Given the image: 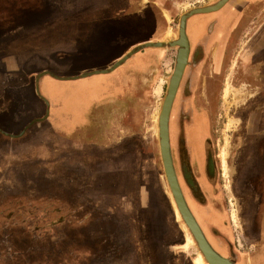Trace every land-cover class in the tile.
Instances as JSON below:
<instances>
[{
  "label": "rangeland",
  "instance_id": "1",
  "mask_svg": "<svg viewBox=\"0 0 264 264\" xmlns=\"http://www.w3.org/2000/svg\"><path fill=\"white\" fill-rule=\"evenodd\" d=\"M213 1L0 0V44L3 37L9 38L0 46L14 48L16 38L36 35L46 41L50 33L78 39L48 53L24 57L11 51L4 58L27 81L29 91L45 99L36 108L20 105L14 97L0 100V109H12L2 117L11 129L8 133H20H0V264H196L199 249L176 218L159 150L157 120L174 47L165 59L172 57L170 70L165 67L161 79L142 83L138 91L94 111L90 88L103 75L41 83L46 79L42 76L39 85L34 75L49 70L74 76L105 68L124 48L105 44L114 33L112 26L94 35L93 25L114 20L115 15L130 23L116 29L121 36L133 40L167 32L174 38L183 13ZM212 32L204 48L195 52L173 103L169 135L175 170L181 187L188 188L181 179L179 151L186 128L200 125L201 156L195 173L188 167L199 195L184 191L194 199L197 222L220 254L239 264H264V205L256 212L250 194L252 189L260 193L250 181L264 170L258 146L264 132L254 124L260 116L251 112L264 100L253 99L259 90L253 85L250 90L238 81L230 84L237 68L226 63L218 67L219 62L214 67L216 55L227 61L228 35L214 45ZM52 62L61 65L59 71ZM6 82L0 74V93L8 95L18 85L4 87ZM61 95L68 97L60 101L61 107L48 109L47 104L59 102ZM56 116L67 125L53 121ZM35 118L39 120L33 122ZM208 155L213 167L207 176Z\"/></svg>",
  "mask_w": 264,
  "mask_h": 264
},
{
  "label": "crops",
  "instance_id": "2",
  "mask_svg": "<svg viewBox=\"0 0 264 264\" xmlns=\"http://www.w3.org/2000/svg\"><path fill=\"white\" fill-rule=\"evenodd\" d=\"M125 19L126 18L123 17L118 18L117 15H115L114 20H109L105 21L106 23L103 22L98 25H93L94 29L92 32H94V35H96L95 32H99L100 28H104L105 25L112 26V28H114V33L107 37L105 44H110V47H112L113 45H119L124 48L121 50L123 51L121 54L112 57L108 61L107 66L103 68L109 69L115 62L120 61V63L112 70L101 73H92L84 77H75L77 75L58 76L57 74L53 73V71L44 70L34 75L35 82L39 85L42 81V76H45L46 79H44L41 83H46L49 80L70 81L101 74L103 76H101L100 79L90 88L92 92L91 94H93L92 96H90V103H93L94 105L93 108L90 109V111H94L99 106H103L105 104H113L122 97L127 96L130 92H133L135 90L138 91V88L142 83H147V81L149 82L152 79L153 82H155L158 77L162 76L161 73L165 67L167 68L165 69V71L168 73L171 67L172 57L169 56L166 63L165 59L166 55L168 54V50H170L172 46H169L167 43L169 41H172L173 39L167 36V32H164L163 35H159L157 37L155 36L153 38L139 39V37H137L133 40L130 37L121 36V34L115 31L116 29H120L122 27H129L130 23ZM191 20L192 22L196 21V23H192L191 25L189 24L190 31H188V33L195 30L196 27H199L200 31L198 36L204 37V44H207L208 42L206 41L207 36L203 35L204 29L207 25L211 23L213 28V32L211 34L212 44L220 45V41L224 40V37L227 35H229V37H235L233 41L235 48L234 51L231 52L233 54V63L231 65L242 69V71H238V74H243L242 83H261L263 81L262 78L264 77V0H228V2L220 9L212 11L211 13L196 15ZM50 34L51 39H48L46 41H39V37L38 35H36L34 38H16V40L13 42V44H15L14 48L13 45L11 47L9 44L8 45L10 47L6 45L4 47L0 46V74L4 76V78H8L9 81L8 83H4L3 86L11 87L12 85H18V87L14 88L16 90L9 92L8 95L5 93H0V100L8 98L10 99L14 97V99L20 105L26 104L28 108H36L39 107L40 104H44L45 98L42 101L41 97L36 94L34 90L29 91L27 81L21 79L14 68H11L7 64H5L4 58L6 57V55H8V52L10 53L11 51H17L20 54L24 55V57H28L30 53H48L50 50L52 51V49H54L55 47H62L66 44H69V42L73 40H78L72 36L60 38L59 33H57L54 37H52V33ZM89 37L87 36L83 38L84 41L89 39ZM3 38L5 40L3 42L4 44L9 42L7 40L9 39L8 36H5ZM28 39H34L36 41H33V43H29ZM190 40L193 41L192 37H190ZM146 42H163L164 44L159 46L145 45L140 47L136 51H133L135 47L142 45ZM3 43H1L0 45H2ZM171 50L169 51V53L172 52ZM218 51L220 50H217L216 52L218 53ZM216 56L217 57L214 63V67L216 66V62H219V57L218 55ZM17 61L18 60H16V62ZM46 64L48 65L49 63L47 62ZM52 65L56 66V71H59V69L61 68V65H57V63L52 62ZM17 66L18 64L16 63V67ZM64 66L65 65H63L62 68H64ZM69 66L66 65V68H68ZM167 66H169V68ZM82 73L78 75H81ZM58 77L70 78L59 79ZM258 77H260V80H252V78ZM64 98L68 97H63V95H61L59 97V102H53L52 104L50 102L49 104H47L48 109L51 107L54 109H57L58 107L60 108L61 102ZM15 108L17 107L15 106ZM11 112V108L8 109L5 107L0 109V133H2L3 135L7 134L9 137H18L20 133L16 135L8 133V130L11 129L6 127V122L3 123L2 117L5 115L12 114ZM253 113L254 115L256 113L260 116V121L255 122L254 124H259L260 130L264 132V104H261L259 108L255 107L254 111L251 112V115ZM62 115L65 116V114ZM55 119L56 120L53 121H56L57 124L67 125V123H65L64 121V118H62L61 116H56ZM37 120L39 119L35 118L32 121L34 122ZM17 123L18 121L14 122L12 125L16 126ZM2 139L3 138L0 137V140ZM258 146L260 147V150L262 152L260 164H263L264 166V140L260 141L258 143ZM250 182L252 183L251 187L257 186L254 191H260V193L256 192V195L255 193L253 194V189L250 191L251 198L257 203V207H255L256 203L254 204V209L257 212V209H260V207L264 205V170L263 172H261L259 177L254 178ZM253 196L255 199L253 198Z\"/></svg>",
  "mask_w": 264,
  "mask_h": 264
},
{
  "label": "water",
  "instance_id": "3",
  "mask_svg": "<svg viewBox=\"0 0 264 264\" xmlns=\"http://www.w3.org/2000/svg\"><path fill=\"white\" fill-rule=\"evenodd\" d=\"M226 1L227 0H219L218 2L212 5L195 7L181 15L180 21H179L178 37L177 39H174L167 43L169 46H174V45L178 46V49L176 53L174 69L169 78L166 93L162 101L161 111L159 114V136H160V146H161V157H162L163 167H164L165 174L167 176L169 186L171 188L172 194L177 203V207L184 221L186 222L187 226L192 232L198 244L199 249L202 251L205 258L210 264H237V263L221 255L219 252H217L212 247V245L207 240L203 230L201 229L199 223L197 222L194 215L191 213L189 207L187 206V203L185 202V199L181 193L179 184L177 182V178L173 170V166L171 162V153H170V148H169V143H168L167 129H168V119H169L170 109H171L176 91L178 89L181 77L183 75L184 68L188 60L189 43H188V40L185 34L186 18L194 13L209 12V11L217 10ZM163 44H164L163 42H146L142 45L135 47L133 51H136L137 49L145 45L159 46ZM119 63L120 61L115 62L112 65V67H110L109 69H98V70H94L90 72H84L81 75H77L75 77H84L92 73H101V72L110 71L114 67H116ZM58 78L68 79L70 77H58Z\"/></svg>",
  "mask_w": 264,
  "mask_h": 264
},
{
  "label": "flooded vegetation",
  "instance_id": "4",
  "mask_svg": "<svg viewBox=\"0 0 264 264\" xmlns=\"http://www.w3.org/2000/svg\"><path fill=\"white\" fill-rule=\"evenodd\" d=\"M219 0H216V1H213L211 2L210 4H207V5H212L216 2H218ZM228 2V0L221 6L223 7L226 3ZM207 5H204V6H207ZM198 7H201V6H198ZM220 7V8H221ZM219 8V9H220ZM215 11V10H214ZM187 12V11H186ZM212 11H209V12H201V13H194V14H191L190 16H188L186 18V21H185V34H186V37H187V40H188V43H189V54H188V60H187V64L184 68V71H183V75L181 77V80L182 78L184 79L186 76L185 74H188L187 73V70L191 64V60L193 59L194 55H196L195 52H197V50L199 51L200 49L204 48V37L203 36H198L199 33L196 35L194 33V36L191 34V32L188 33L189 31V24L191 25L192 23H196V21L192 22V18H194V16L196 15H201V14H207V13H211ZM181 17V16H180ZM191 20V21H190ZM180 21V19H179ZM178 31H179V26H178V29H177V35L176 37L172 38L173 40L174 39H177L178 37ZM199 31H200V28H199ZM210 31H213V28H212V23L207 25L204 29V34L205 36H209V32ZM191 34V37L193 39L190 40V35ZM234 38L233 36H230L228 35V56H227V61H224V60H220L219 61V66L218 67H223L224 66V63H226L227 67H233V68H237L236 70H234V74L233 76L231 77L230 79V84H233L235 83V81L237 82H240L242 83L243 82V78H242V75L243 74H238V71H242L241 68L239 67H234L233 65H231L233 63V54H230L232 51H234V44H233V41H234ZM208 39V38H207ZM206 39V41H207ZM174 47V50H175V55H174V65H175V59H176V53H177V49H178V46L174 45L172 46V48ZM174 65H173V69H174ZM173 69L171 70V73L168 75V82H169V78L173 72ZM181 80H180V83H181ZM214 80V79H213ZM215 80H219L218 76L215 77ZM253 81H258L260 80V77L258 78H252ZM262 82H254V83H246L245 86L247 85L249 87L250 90L253 89V87L255 88H259V90H257L255 92V97L253 98L254 100H260L261 103L262 101L264 100V77L262 78ZM180 83H179V86H178V89L180 87ZM218 84V83H217ZM168 85V83H167ZM253 85V87H252ZM234 87V86H233ZM184 88V87H183ZM214 88V87H213ZM246 88V87H245ZM167 89V88H166ZM178 89L176 91V94L178 92ZM217 89V88H216ZM216 91V90H215ZM222 91V90H221ZM220 91V93H221ZM225 91V90H224ZM229 93V92H228ZM176 94H175V97H176ZM218 94V93H217ZM217 94L216 93H213V95L217 98ZM249 96L252 95V93H248ZM213 96V97H214ZM175 97H174V100H175ZM174 100H173V103H174ZM214 100L216 99H212L211 100V105L214 104ZM246 100V99H245ZM249 100H252L251 97ZM248 101V100H247ZM173 103H172V106H171V109H170V113H169V119H168V139L170 140V135H169V123H170V116H171V111H172V107H173ZM162 104V103H161ZM209 104H210V101H209ZM243 104H245V106L247 105V102H244ZM251 107V104L249 105ZM247 108V107H246ZM245 108V109H246ZM202 128L200 125H197V124H191L189 125L187 128H186V133H185V138L183 137V149L181 148V152L179 151L180 153V166H181V179L183 181V186L187 185L188 188L186 187L185 188H182L181 187V183H180V180H179V177L177 176L176 174V171L177 169L175 170V163H174V159H173V150H172V144L170 143L169 141V147H170V152H171V158H172V162H173V168H174V171H175V174H176V177H177V180H178V184H179V187H180V190L182 191V194H183V197L190 209V211L192 212V214L194 215V211H195V206H194V203L192 201H194V199L192 201H190L187 197V194L186 190L190 191L189 193L193 194L194 196L196 195H199L198 194V188L193 185V183L191 182V170L188 168L189 166L192 167V170H193V173H195L196 169H195V166L197 168V161L200 159V156H201V153L199 151V148H198V140L199 138L201 137V134H202ZM182 139V138H181ZM171 144V145H170ZM181 145V140L179 142V146ZM190 154V157H189V154ZM187 154H188V157H187ZM205 165H206V173H207V176H208V173L210 175V170L212 169V164H211V159H210V155L207 156V159L205 161ZM183 175V176H182ZM185 183V185H184ZM190 194V195H191ZM197 197V196H196ZM202 204V207H204L203 203ZM195 219L197 220L196 216L194 215ZM183 219V218H182ZM190 231V230H189ZM191 233V232H190ZM192 235V234H191ZM196 242V241H195ZM210 243V242H209ZM211 244V243H210ZM212 245V244H211ZM212 247L214 248V246L212 245ZM215 249V248H214ZM221 255L231 259L232 261H234L235 263L239 264L237 261H235L234 259H232L231 257L229 256H226L224 254L221 253Z\"/></svg>",
  "mask_w": 264,
  "mask_h": 264
},
{
  "label": "bare ground",
  "instance_id": "5",
  "mask_svg": "<svg viewBox=\"0 0 264 264\" xmlns=\"http://www.w3.org/2000/svg\"><path fill=\"white\" fill-rule=\"evenodd\" d=\"M224 92H226V91H224ZM227 93V92H226ZM160 111H161V109H160ZM159 114H160V112H159ZM201 116V115H200ZM157 122H158V138H159V150H160V156H161V146H160V136H159V115H158V120H157ZM167 135H168V129H167ZM169 139H168V143H169ZM170 148V147H169ZM171 153V152H170ZM161 160H162V157H161ZM171 162H172V158H171ZM162 165H163V162H162ZM222 165H223V171H224V174H227V171H226V167L227 166H225V160H224V153H223V156H222ZM172 166H173V162H172ZM163 169H164V167H163ZM173 170H174V168H173ZM174 173H175V171H174ZM164 174H165V171H164ZM175 176H176V174H175ZM165 178H166V181H167V193H168V195H169V198H170V200H171V203L173 204V206H174V211H175V215H176V218L177 219H179L180 221H181V226L185 229V230H187V231H189L190 229H189V227L187 226V224H186V222L184 221V219H182L183 217H182V215H181V213H180V211H179V209H178V207H177V203H176V201H175V198H174V196H173V194H172V191H171V188H170V186H169V183H168V180H167V176H166V174H165ZM177 178V177H176ZM177 182H178V180H177ZM180 188V187H179ZM181 193H182V191H181ZM183 195V194H182ZM186 202V201H185ZM188 206V205H187ZM192 213V212H191ZM189 232H191V231H189ZM191 234H192V232H191ZM192 236H193V234H192ZM193 238H194V236H193ZM195 239V238H194ZM196 241V240H195ZM196 244H197V242H196ZM197 247H198V244H197ZM198 249H199V247H198ZM196 264H210L208 261H207V259L205 258V256H204V254L202 253V251L199 249V257L197 258V260H196Z\"/></svg>",
  "mask_w": 264,
  "mask_h": 264
}]
</instances>
